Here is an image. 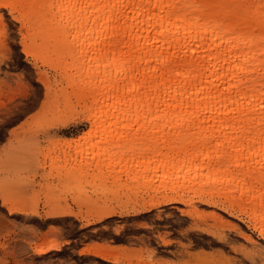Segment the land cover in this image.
Instances as JSON below:
<instances>
[{
	"label": "rangeland",
	"instance_id": "obj_1",
	"mask_svg": "<svg viewBox=\"0 0 264 264\" xmlns=\"http://www.w3.org/2000/svg\"><path fill=\"white\" fill-rule=\"evenodd\" d=\"M191 1L193 5L227 2L174 0V5L182 8L176 10L177 14H198L199 23L207 21L209 25H214V19L199 8L194 11L188 7ZM258 1L261 0H242L254 4ZM250 13L248 18L216 23L224 30L232 25L253 35L264 33V23L254 22ZM18 35L20 43L11 68H18L19 73L12 84L0 82V107L28 95L30 86L24 82L25 72L29 78L35 77L37 85L50 81L54 89H59L52 110L53 123L61 119L68 122L55 127L53 134L70 129L64 133L77 134L78 141L69 146L64 144L67 140L42 137L44 147L39 154H27L21 146L29 133L22 129L16 136V145H9L7 150L0 145V207H6L8 216L14 217L7 221V231L0 232V264H23L25 259L27 264H217L220 260L238 259L244 243L232 235V228L225 227L230 224L225 215L235 213V221L241 214L239 207L244 208L256 217L249 218V234L257 233L252 228L254 224L261 226L260 217L264 214L260 189L264 183V160L241 161L245 174L250 170L254 175L255 184L251 196L243 189L241 200L239 193L232 190V173L223 171L215 159L217 145L213 144L211 151L206 147L213 139L207 138L208 133L203 135V130L149 125L141 129L119 127L111 132L93 127L88 121L93 94L87 89L90 78L84 71L92 57L75 59L73 54L78 49L66 51L60 29L49 28L41 15L21 25ZM25 48L33 52L43 49L46 59L41 58L37 66L35 56L30 57ZM117 48L121 51L123 43ZM92 59L96 66L109 63V58H97L99 63ZM216 138L220 139L222 151L224 138ZM180 186L184 189H177ZM180 189L184 191H173ZM203 192L207 195L202 199L208 203L196 202L190 207L176 202L146 209L151 199L167 195L189 200L195 195L197 201ZM68 203L76 206V214H70ZM10 207L17 211L9 212ZM109 209L117 213L99 218ZM62 213L65 216L58 217ZM219 236L227 243L219 241ZM255 238L260 239L258 234ZM54 240L61 243L59 250L38 253L43 243ZM100 247L117 256V262L91 252Z\"/></svg>",
	"mask_w": 264,
	"mask_h": 264
},
{
	"label": "bare ground",
	"instance_id": "obj_2",
	"mask_svg": "<svg viewBox=\"0 0 264 264\" xmlns=\"http://www.w3.org/2000/svg\"><path fill=\"white\" fill-rule=\"evenodd\" d=\"M64 2L96 5L95 10L91 7L82 13L80 9L76 10L81 15V20L76 23L83 24V32L74 35L78 38L90 36V39L80 41L83 51L78 49L73 54L75 59L90 56L99 63L97 58L102 61L109 58V63L97 66L90 58L84 67L90 78L87 89L93 94L92 111L88 118L93 127L110 131L134 126L141 129L149 125L198 128L203 130V135L208 133L209 139L221 136L224 142L236 144L247 159L264 160V154L258 155L261 153L260 118L264 114L261 107L264 103L262 31L253 35L244 29L236 30L232 25L224 30L215 19L214 25H209L207 21L199 23L198 14L193 17L177 14L176 10L182 8L176 7L174 0ZM193 2L189 5H193ZM61 15L67 21L68 13L60 11L45 17L47 26L60 29ZM250 17L254 22L264 23L257 18L255 10ZM244 32L249 34L244 35ZM233 34L236 36L233 37ZM119 43H123L121 51L117 48ZM242 82L247 87L238 88ZM243 113L248 114L247 120L240 119ZM253 121L255 131L251 141L243 139L241 142L233 137L232 134L242 122L247 124ZM67 124L65 121L59 126ZM77 141L69 139L64 144L73 146ZM217 154L215 159L220 161L221 154ZM233 159L236 162V153H233ZM179 188L184 189L182 186ZM181 189L173 191L183 192ZM205 194L198 195L197 201L195 195L189 200H184L182 196L165 195L151 199L146 209L176 202L190 207L196 202L208 203L202 199ZM239 208L240 213L256 218L244 208ZM13 211L17 209L10 207L9 212ZM116 213L109 209L99 218ZM228 226L233 228L230 224L225 227ZM258 228L254 224L252 229L257 232ZM218 240L227 243L223 236H219ZM60 247L61 243L48 241L40 246L38 253L59 250ZM105 250L100 247L91 252L101 259L117 262V256Z\"/></svg>",
	"mask_w": 264,
	"mask_h": 264
},
{
	"label": "snow or ice",
	"instance_id": "obj_3",
	"mask_svg": "<svg viewBox=\"0 0 264 264\" xmlns=\"http://www.w3.org/2000/svg\"><path fill=\"white\" fill-rule=\"evenodd\" d=\"M96 9V5H86L75 2L65 3L64 0H7V2H0V82H6L12 84L16 79V74L19 73L17 68L15 71L11 68L13 61L15 60V53L18 51L17 45L20 43L18 30L21 29V25L31 19L35 15H41L44 17L53 15L57 12L63 11L68 13L67 21L64 20V16H60V35L62 37V45L66 51L75 52L77 49L83 51V47L80 44V40L74 33L83 32V24L76 23L81 20L80 13H77V9H80L81 13L87 8ZM107 7V6H105ZM114 8L115 5H112ZM188 7H197L202 11L209 13V15L219 21L220 24H227L229 20L239 18L241 16L248 18L249 13L255 10L257 18L264 22V0H261L260 4L245 3V2H218L212 4H200V5H188ZM69 10H71L69 12ZM222 18V19H221ZM85 40L90 39L88 37ZM27 54L35 56L37 60V66L41 58L46 59V54L43 49H38L35 52L24 49ZM10 73V75H5ZM57 79L59 80V66H57ZM24 82L29 84L30 91L27 96H18L15 100L7 104L4 107H0V145H3L5 150L9 145H16L18 142L16 136L22 129L27 130L29 133L24 137L21 151L27 154H39L40 150L44 147V140L42 137H47L53 134L55 127L60 123L65 122L63 119L53 123L52 110L55 109L58 97V88H53L51 82L47 84L37 85L35 77L29 78L27 73L23 74ZM247 87V84L242 82L237 87ZM251 104H249V108ZM264 108V103L261 104ZM235 108V104H233ZM242 121L248 119V114L243 113ZM261 130L259 132L261 145V153L264 154V114L261 115ZM255 127L253 123H241L236 132L232 135L238 141L243 139L252 140ZM217 147L214 149L217 153L221 154V160L218 162L219 167L225 172L232 173V184L235 185L232 190L239 193L240 199L243 200V189H247V194L252 195L254 184V175L250 172L245 174L244 163H247V158L236 147V144L224 142L223 151H221L219 144L220 139L215 138L206 143L208 150H213L212 145ZM252 145H249V151H251ZM233 153H236V163L233 164ZM212 165L209 164L211 169ZM231 187V185H230ZM261 200L264 201V183L260 185ZM6 203V201H5ZM225 213L227 208L225 206ZM0 213L3 216L0 217V232L7 231V221L14 217L8 216V209L6 207H0ZM232 216L225 215L226 222L233 224L232 235L237 237L244 243V248L238 253L239 258L236 260H220L217 264H264V214L261 215V226L257 229L259 241L256 240V234H249L248 229L251 228L252 221L249 217L241 213L239 218L235 221ZM246 222V225L241 222ZM229 255L232 253L229 251ZM19 256V253L17 254ZM23 264H27L26 259L23 260Z\"/></svg>",
	"mask_w": 264,
	"mask_h": 264
},
{
	"label": "crops",
	"instance_id": "obj_4",
	"mask_svg": "<svg viewBox=\"0 0 264 264\" xmlns=\"http://www.w3.org/2000/svg\"><path fill=\"white\" fill-rule=\"evenodd\" d=\"M64 131H70V129L68 130H60L58 131L56 134H52L50 136H47L48 138H50L51 140L55 141V140H68V139H72V138H77L78 135L77 134H72V133H64ZM45 137V138H47ZM62 207L65 206V204H60ZM69 205V212L70 214H76L77 213V208L75 205H72L71 203H68ZM71 215H66V216H71ZM61 216H65V214H61V215H58V217H61ZM77 221L81 222L80 219H77Z\"/></svg>",
	"mask_w": 264,
	"mask_h": 264
}]
</instances>
